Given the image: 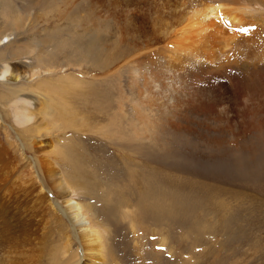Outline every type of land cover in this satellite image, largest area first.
<instances>
[{"label": "rangeland", "instance_id": "obj_1", "mask_svg": "<svg viewBox=\"0 0 264 264\" xmlns=\"http://www.w3.org/2000/svg\"><path fill=\"white\" fill-rule=\"evenodd\" d=\"M9 1L23 10H8ZM70 1L67 6L63 0H0V14L3 16L34 15L31 18L34 20L26 21L25 30L20 31L10 44L0 46V69L7 63L19 65L24 71L46 67L49 64L46 53H53L52 61L58 60L59 63L72 60L71 66L82 62L73 73L69 86L74 84L76 77L82 79L83 84L78 94L70 92L68 100L72 101L70 105L75 114L79 118L85 117L84 132L74 133L75 142H83L77 151L75 146L78 144L73 143L69 147H74L72 154H75L69 161L81 160L80 164L87 169H74L68 163V157L61 158L57 165L67 176L81 178L77 184L83 192V199L92 204L96 202L97 220L98 217L101 220L98 224L105 233L90 232L88 226L75 228L68 217L62 215L58 220L53 212L49 213L46 209L40 231L45 236L43 264H60L61 259H67L71 254H75L71 264L79 263L80 251L85 258L97 259L103 264H264V134L251 135L239 142L238 147L233 144H227L220 150L198 147L196 144L203 142L201 133L191 135L187 140L181 133L167 128V110L159 117L165 127L157 124L156 133L153 121L149 122L152 133L138 136L133 131L132 122L138 121L134 107L140 106L152 112L153 105L150 103L157 96L162 97L161 92L173 78L188 71L195 58L205 51L191 40L186 41L188 45L175 41L164 43L150 33L175 21L177 17L169 14L174 11L169 5L174 4L163 0L150 1L145 11H140L142 17L136 22L123 18L119 0ZM260 1L264 3V0ZM50 8L54 10L51 12ZM68 11L78 17H86L87 23H79L72 18L73 15L66 16ZM88 19L98 21L101 34L98 41L96 28L91 21L88 25ZM240 19L245 26H231L233 29H230L228 24L226 28L237 30L244 38L245 52L250 56L248 59L264 60V20L255 21L247 12ZM8 21L11 25L14 23L13 20ZM227 23H230L229 19ZM8 32L6 28L0 29L2 36ZM121 37L123 43L120 42ZM45 39L49 42L46 43ZM67 39L72 41H69L72 48L60 52V48L53 47L58 41ZM31 43L34 44V52L21 48ZM152 43L159 47L157 51L170 50L162 53L165 56L160 60L158 54H146V46ZM78 45L84 48L79 53ZM16 50L22 51L23 57H14ZM39 51L44 53L38 57L41 60L36 58ZM88 52L90 57H83ZM129 53L140 56L114 70L117 64H123L122 59L133 56ZM103 55L115 71L113 74H106L107 68L92 66L89 61V58L99 60ZM10 85L0 83V111L9 125L18 128L9 100H19L29 93L17 92L16 87ZM158 86L160 90H156ZM138 88H142V92H138ZM124 100L125 114L119 104ZM41 101L45 103L44 99ZM217 101L220 102L219 99ZM220 103L227 106L224 101ZM107 107L110 115L107 114ZM65 115L70 119L68 114ZM110 117L115 119L116 124L110 133L112 138L114 128H119L113 143L96 132L98 125L108 126ZM260 117L264 118V114ZM247 119L250 120V117ZM244 126L236 125L233 134L226 136L228 140L235 142L234 133L240 132ZM3 128L0 124V144L9 146ZM69 128L67 132L72 134L74 131ZM144 129L148 130V127ZM20 132L17 130L14 135L18 137ZM104 132L108 134V131ZM124 135H127L125 139ZM12 146L11 150L20 157L21 148ZM27 150L31 157L33 151L30 148ZM15 162L19 164V161ZM48 187L45 189L48 190ZM52 198L55 201V197ZM57 244L62 246V250ZM86 254L89 256L86 257Z\"/></svg>", "mask_w": 264, "mask_h": 264}, {"label": "bare ground", "instance_id": "obj_2", "mask_svg": "<svg viewBox=\"0 0 264 264\" xmlns=\"http://www.w3.org/2000/svg\"><path fill=\"white\" fill-rule=\"evenodd\" d=\"M63 1L66 3L65 5L71 2L70 0ZM79 1L82 0H76L75 3ZM150 1L153 0H119V5L122 6L121 15L124 19L137 22L142 17L140 11H145V6ZM163 2L174 4V6L169 5L174 10L169 14L175 15L177 18L171 24H165L164 28L159 29L157 27L155 31L152 29L153 31L150 33L162 42L167 41L170 44L175 41L188 45L186 41L191 40L194 45L201 46L205 51L200 54V57L195 58L194 64L188 71L173 78L169 86L161 92L162 97L157 96L156 100L150 103L153 105L152 112L142 109L140 106L134 107L138 121L132 122L133 131L138 136L148 135L152 133L149 122L153 121L154 133H156L157 124L165 127L163 120H160L159 117L161 113L164 114V111L167 110L165 113L167 115L165 120L167 128L174 133H181V136L187 140L191 138L189 136L201 133L203 142L197 143L196 146L198 147L212 148L213 150H220L227 147V144L238 147L239 142H243L251 135H263L264 118L260 115L264 114V60L248 59L250 56L245 52L244 38L236 32L237 30L230 29L235 26H245V22L240 19L245 12L249 13L255 21L257 19L264 20V3L260 0H163ZM7 9L15 12L23 10L20 6H13L10 1ZM48 10L52 12L54 9ZM58 14L60 15V13ZM65 14L69 17L73 15L72 18L79 23L86 22L87 19L84 16L78 17L71 11ZM65 14L62 15L65 16ZM91 14L95 16V12ZM33 17L34 15L30 14V16L8 18L0 14V20H2L0 29L6 28L9 31L6 35L0 34V46L10 44L16 35L20 34V31L25 30L26 21L31 22L34 20L31 19ZM228 19L230 23H227ZM8 20H13L14 23L11 25ZM90 21L91 25L96 28L95 37L98 41L99 35H101L98 21L96 19ZM90 21L88 25H90ZM228 24L230 27L232 26L230 29L226 28ZM12 36L14 38H11ZM4 39L6 40L4 41ZM51 41L54 44V41ZM69 41L68 39L58 41L53 47L60 48L59 50L62 52V50L72 48ZM123 41L124 39L121 37L120 42L123 43ZM45 42L47 43L49 40L45 39ZM33 45V43L24 44L21 48H28L27 52L32 53L34 52ZM76 47L79 48H76L77 53L79 50H84L81 45ZM107 47L105 46V48ZM155 48L153 43L147 45L146 54H158L157 58L160 60L165 56L162 53H167L170 50L165 49V52H160L157 51L159 47ZM76 49L74 48V50ZM59 50L57 49V51ZM256 51L253 50V53H257ZM22 54V51H14L16 58L23 57ZM129 54H133V56L122 59L123 64H121V60V63L113 67L114 70L121 69L132 58L140 56L136 53ZM42 55L44 53L39 51L36 58L41 60L38 57ZM53 55V53L50 55L46 53L47 60H49V62L46 61L47 64L49 63L46 67L24 71L20 70L19 65L7 63L0 69V83L11 84L10 87H16L17 92L29 93L19 100H9V108L16 116L18 128L9 125L0 111V124L4 127L6 138L9 140L8 147L4 143L0 144V264H43L46 249L45 236L40 231L41 225L45 221L42 218H44L46 209L49 213L53 212L58 220L61 219L62 215L68 217L75 228L88 226L90 232L105 233V230L98 224L100 217L97 220L98 206L96 202L92 204V202L83 199V192L77 184L81 178L79 176H67L57 165L61 158L68 157V163L73 165L74 169L79 171L87 169L80 164L81 160L69 161L71 160L70 157L75 155L72 154L74 147L70 149L71 145L73 143L78 144L75 146L77 151L83 142V140L82 142H75L76 134L74 135V133L84 132L83 121H85V117L79 118L78 114H75L74 108H71L72 101L69 102L68 100L70 99L68 98L70 92L78 94V90L83 84V80L76 77L74 84L69 86L74 78L73 73L80 68L79 65L82 62L80 61L77 65L74 63L75 65L71 66L72 60L65 61L66 64L65 62L59 63L58 60L52 61ZM89 55L91 54L88 52V55L83 54V57L88 58ZM108 57L110 58V56ZM89 59L92 66L102 65L107 68L106 74L115 72L109 67L110 63L108 64L106 56L103 55L99 60ZM142 90V88H138V92H142ZM156 90H160V86ZM42 99L45 100V103L41 101ZM218 99L220 102L224 101L227 106L221 105L217 101ZM119 104L121 111L125 114V100L119 101ZM109 107H107V114H109ZM65 114H68L70 119ZM248 117L250 120L247 119ZM238 118L242 120L239 121ZM108 122V126L98 125L99 130L96 132L113 143L119 128L113 129L112 138L110 133L115 124V119L110 117ZM241 124H245V126L242 130L240 129L241 131L238 130L240 132L237 134L234 133L236 141H229L226 136L233 134L235 126ZM145 126L148 127V130L144 129ZM68 128L74 132L72 134L67 132ZM17 130H21L18 137L14 135ZM104 131H108V134H105ZM66 134H69V137H66ZM80 136L82 137V135ZM125 137L127 135H124L123 138L125 139ZM5 141L7 140L5 139ZM12 145L21 148L20 157L11 150ZM29 148L33 151L31 157L27 153ZM16 160L19 161L20 165L16 164ZM45 185L50 186L51 189L49 190L48 187L46 190ZM52 197H55V201ZM40 222L42 223L40 224ZM57 245L62 250V246ZM74 256L75 254H71L67 259H61L60 264H71ZM88 256L86 254V257ZM77 262L79 263L76 264H103L100 260L85 258L82 251H80Z\"/></svg>", "mask_w": 264, "mask_h": 264}]
</instances>
